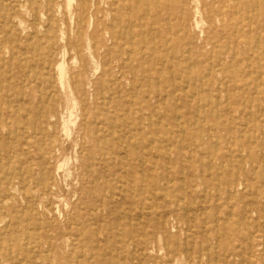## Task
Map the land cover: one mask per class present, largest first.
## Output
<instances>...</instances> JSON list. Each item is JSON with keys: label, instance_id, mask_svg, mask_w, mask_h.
<instances>
[{"label": "bare ground", "instance_id": "1", "mask_svg": "<svg viewBox=\"0 0 264 264\" xmlns=\"http://www.w3.org/2000/svg\"><path fill=\"white\" fill-rule=\"evenodd\" d=\"M28 1L48 45L36 70L18 37L16 83L0 72V233L27 218L38 237L15 256L1 235L0 264H65V240L90 231L95 257L130 248L123 264H147L159 234L202 264H264V0ZM175 204L192 234L168 228Z\"/></svg>", "mask_w": 264, "mask_h": 264}, {"label": "rangeland", "instance_id": "2", "mask_svg": "<svg viewBox=\"0 0 264 264\" xmlns=\"http://www.w3.org/2000/svg\"><path fill=\"white\" fill-rule=\"evenodd\" d=\"M7 7H9V8H7ZM35 9H37L36 5L33 6L28 0H18V1L17 0H0V44H3L6 46V52H7L3 55L4 62L0 65V72H2V74L5 73L4 77L6 78V79H4L6 81L2 82V85H14L16 83L17 78L15 76V72L18 70V68H17V66L14 67V65H13L12 54L9 53L10 52L9 49H10V47L12 48L16 44V42H17L16 39L18 37H20L21 39L23 38V40L21 41L23 43V45L21 46L20 51L17 50V48L15 49L18 52H20V54H21V55L17 56V58L19 59V57L21 56V60L27 59V61L29 63H32L33 65L36 62L35 66L37 65V67H38V69L36 68V70L42 69V64H41V61L39 60V58H40L39 55L41 54L40 51L44 50L45 47L48 45V41L46 39H44V36H43L44 29H40L39 31L36 32V30L31 28V25L34 22L33 11H35ZM11 17H12V19H11ZM45 23H46V18L43 20V24H45ZM10 25L12 26V28L14 30V34L9 32L11 30ZM25 30H28V31L26 32ZM9 33H10V35H9ZM72 38H73V41H76V37L74 35L72 36ZM26 39H28V42ZM30 39H31V41H30ZM32 42H33V44H32ZM26 44H27V46H26ZM28 45H29V47H28ZM32 50H34V52ZM32 57H33V59L38 58V60L33 61ZM65 57H67L65 62H66V65H68V67L67 66L66 67L69 70L78 69L79 62L77 60L76 61L74 60L75 58H73L74 57L73 54H71V55L67 54V56L65 55ZM59 59H62V57H59ZM28 62L26 64H29ZM24 63H25V61H24ZM30 73L31 72L29 70H26V73H24V75H23L24 77L21 81L22 84L24 82L23 85H40V84L44 85L43 83H41V81L37 77H34V75L33 74L31 75ZM102 73H103L102 70H100L99 73L97 72L96 75H94L93 72H91L90 77L91 78L95 77V76L101 77ZM127 88L131 89V85H127ZM76 138H78V133L76 132V130H74V133L72 135V140H75ZM61 139L64 141L67 140L65 135H61ZM67 143H68V140H67ZM70 143H71V141H70ZM70 151H71V149H69L67 153H69ZM1 153L2 152L0 151V156H1ZM4 154L5 153H3V155ZM71 179L72 178L70 177L69 181H71ZM160 200H159L160 206L158 207V211L164 212V210H165L164 200L163 199H160ZM177 207H179L178 204L173 205L172 209L168 213V217H166V218H168L167 219L168 228L171 229L173 232H181V234L184 236L187 233L192 234V232H191L192 229L189 228V224L180 221L175 216L174 209H177ZM147 209H144V211L149 213L150 210L148 209L149 210L148 211ZM139 212H140V210L136 211L135 216H134V214L131 215V213H130L129 218L133 219L135 217L134 222L139 220L137 223L142 224V226H144V228L147 230V232H152L153 228H152V226L150 227V225H148L149 222L146 219V217H147L146 215L139 216V219H138ZM26 219L27 218H25V221L23 223H21V225L18 228L15 229L16 226L14 225V226H11L10 232L5 231V232H3V234H1L2 233V231H1V233H0V237H1V235H3L2 237H4L6 234L7 238L13 239L10 241L9 244L6 243L4 246H7L8 252L12 253L15 256L18 255L17 250H18L19 244H22V245L26 246L27 248L30 247L33 250V247L35 246V244L32 242V238L38 237V232L33 230L31 227H29V222H26ZM89 235L92 236L93 232L90 231L87 233H82V236H80V237L78 236L77 241H75V243H73V245H72L71 240H69L70 242L68 241V238L65 240V242L62 246V249H59V251L64 256V259H65L64 263L65 264H109L110 262L119 263V264L124 263L121 260L124 257L125 252L130 251V248L126 249L125 252L122 249L119 251H115L113 253H110L109 250H107L108 256L105 257L106 259H102V256H101L102 252L101 251L95 257L92 254L90 248L84 243V239L87 238ZM159 237L160 238L157 241L150 244V248L152 249L151 251H152L153 258H151L150 261L147 262V264H191V263L192 264H199L200 263L198 261V259L196 258V256L198 255V253H197L198 249L197 250H189V251L187 250L186 252L181 251V252L177 253L178 255H176V254L173 255L169 252V249L166 246V243H165V240H164L162 234H159ZM209 237H210L211 245L217 246L218 241L215 239L214 235L209 234ZM195 240H196L198 247H203L204 242H203V236L202 235H199L198 238H197V236H195L194 241ZM25 243L27 245H25ZM39 246L42 248L43 251L45 250L46 253H47V251H49L47 253L48 255H52L55 252V250L50 252L49 244L44 239V237L40 239ZM1 247H3V246H1ZM103 247H104V245H103ZM123 252H124V254H123ZM33 255H34V253H33ZM173 256H174V258H173ZM20 258L23 260V257H20ZM242 259H243L242 256H236L232 259V261L235 264H242V263L248 264V263L242 261ZM203 260H204L203 264H213V263L209 262V260L206 256L203 257ZM25 261L24 262L22 261L23 264L26 263ZM200 264H202V263H200Z\"/></svg>", "mask_w": 264, "mask_h": 264}]
</instances>
